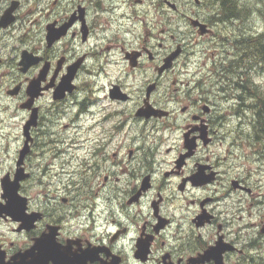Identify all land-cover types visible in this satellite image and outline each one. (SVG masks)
Listing matches in <instances>:
<instances>
[{
    "label": "flooded vegetation",
    "instance_id": "obj_1",
    "mask_svg": "<svg viewBox=\"0 0 264 264\" xmlns=\"http://www.w3.org/2000/svg\"><path fill=\"white\" fill-rule=\"evenodd\" d=\"M245 4L0 0V189L19 178L0 264H264L247 130L264 65L243 28L262 7ZM238 143L255 168L230 161Z\"/></svg>",
    "mask_w": 264,
    "mask_h": 264
},
{
    "label": "rangeland",
    "instance_id": "obj_2",
    "mask_svg": "<svg viewBox=\"0 0 264 264\" xmlns=\"http://www.w3.org/2000/svg\"><path fill=\"white\" fill-rule=\"evenodd\" d=\"M245 5L247 6L248 10L251 13L254 10L253 6L255 5V0H246ZM243 28L244 30H246V32L251 31L250 33H247V36H244V38L250 37L248 36V34H252L254 36L255 35L259 36L261 34H264V15L262 14L260 15V13L258 12H256L255 17H251L250 15L249 19L245 20ZM232 30L233 29H231L230 33L232 32ZM262 71H263L262 73L259 72V74H255L253 80L254 82L264 86V70L262 69ZM235 129L231 128L229 134H232L233 131H237ZM231 141L232 138L230 137L227 141L229 143H227L225 148H228L227 146L231 144ZM254 146L255 145H252L250 149L246 143H238V146L234 145V149L232 148L233 154L232 155L230 154L231 157L229 158L230 161L236 165V169L242 171V170H249L255 168L256 147L254 148ZM5 162H9V161H5Z\"/></svg>",
    "mask_w": 264,
    "mask_h": 264
},
{
    "label": "trees",
    "instance_id": "obj_3",
    "mask_svg": "<svg viewBox=\"0 0 264 264\" xmlns=\"http://www.w3.org/2000/svg\"><path fill=\"white\" fill-rule=\"evenodd\" d=\"M259 4L262 7L261 14L264 15V0H257ZM248 12V8L246 6V13ZM251 41V42H250ZM250 42L249 44H261V53H260V59L262 60V65H264V34L259 35L255 39H247V43ZM264 69V66H263ZM258 98L260 97L259 94H257ZM261 97L259 98L261 101L264 99V91L260 93ZM264 103V102H263ZM253 122L250 127L247 128L248 131H250V136L254 137L258 133V131L261 132V134L264 133V109L253 113ZM252 141V140H251ZM252 144H255V141L253 139Z\"/></svg>",
    "mask_w": 264,
    "mask_h": 264
},
{
    "label": "water",
    "instance_id": "obj_4",
    "mask_svg": "<svg viewBox=\"0 0 264 264\" xmlns=\"http://www.w3.org/2000/svg\"><path fill=\"white\" fill-rule=\"evenodd\" d=\"M28 127V124H27ZM18 177L13 183L8 182L7 180L3 179L1 182L2 190H3V197L5 199V204L2 206V210L12 216L18 212L19 204L17 198V181Z\"/></svg>",
    "mask_w": 264,
    "mask_h": 264
},
{
    "label": "clouds",
    "instance_id": "obj_5",
    "mask_svg": "<svg viewBox=\"0 0 264 264\" xmlns=\"http://www.w3.org/2000/svg\"><path fill=\"white\" fill-rule=\"evenodd\" d=\"M89 63H91V61H89ZM183 122H184V118L181 117L179 120H176V121H175V124H176V125H182ZM173 135H174V137L176 138L177 143H176L175 145H167V146L177 147L178 144H179V137L181 136V132H180V131H174V132H173ZM160 151H161V153H162V152H163V148H161ZM197 155L200 156V155H203V153H198ZM174 157H175V153H173V156L168 157L167 159H174ZM189 168H191V162H190V164H189ZM158 171H162V169H158ZM0 192H2V189H0ZM165 195L167 196L168 193L165 192ZM145 203H147V202H145ZM0 204H3V200H2V199H0ZM119 218H120V219H123V217H119ZM124 223H125V224H128V221L125 220ZM206 238H207V237L205 236V239H206ZM124 243H128V242H127V241H121V244H124ZM133 243H134V241H133ZM131 246H132L131 244H128V247H129V248H131ZM120 247H121V245H120V244H117V245H116V250H119Z\"/></svg>",
    "mask_w": 264,
    "mask_h": 264
}]
</instances>
